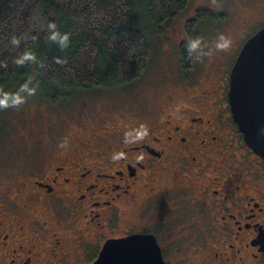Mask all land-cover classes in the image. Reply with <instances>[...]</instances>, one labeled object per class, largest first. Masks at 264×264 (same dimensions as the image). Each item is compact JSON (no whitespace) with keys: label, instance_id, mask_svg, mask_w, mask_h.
I'll list each match as a JSON object with an SVG mask.
<instances>
[{"label":"flooded vegetation","instance_id":"af4514ba","mask_svg":"<svg viewBox=\"0 0 264 264\" xmlns=\"http://www.w3.org/2000/svg\"><path fill=\"white\" fill-rule=\"evenodd\" d=\"M193 58L156 115L91 130L0 184V264H96L134 235L162 264H264V161L233 122L232 67L194 75Z\"/></svg>","mask_w":264,"mask_h":264},{"label":"trees","instance_id":"16d2710c","mask_svg":"<svg viewBox=\"0 0 264 264\" xmlns=\"http://www.w3.org/2000/svg\"><path fill=\"white\" fill-rule=\"evenodd\" d=\"M189 1L0 0V116L11 94L30 85L55 107L77 95L138 81L151 57L149 34ZM224 21L223 15L198 10L185 24L186 38L198 40ZM191 56L190 44L182 43L178 58L184 70L192 65Z\"/></svg>","mask_w":264,"mask_h":264},{"label":"rangeland","instance_id":"374dc122","mask_svg":"<svg viewBox=\"0 0 264 264\" xmlns=\"http://www.w3.org/2000/svg\"><path fill=\"white\" fill-rule=\"evenodd\" d=\"M198 10L223 15L225 21L202 32L192 55L196 61L194 75L224 61V67L230 69L242 46L264 23V0H190L182 13L165 23L159 32L149 34L151 57L147 70L131 85L77 95L55 107L34 92L35 85L13 92L15 97H11L10 106L0 116V184L13 178L18 170L43 163L69 142L93 136L91 130L103 131L115 121L125 124L140 120L147 112L156 115L164 105L163 95L177 88L178 48L187 41L185 24L194 19ZM217 43L227 46L218 49ZM231 47L226 61L221 52Z\"/></svg>","mask_w":264,"mask_h":264},{"label":"water","instance_id":"95a60500","mask_svg":"<svg viewBox=\"0 0 264 264\" xmlns=\"http://www.w3.org/2000/svg\"><path fill=\"white\" fill-rule=\"evenodd\" d=\"M228 101L245 145L264 161V27L243 45L232 66ZM96 264L162 263L155 239L134 235L109 242Z\"/></svg>","mask_w":264,"mask_h":264},{"label":"clouds","instance_id":"9594fccd","mask_svg":"<svg viewBox=\"0 0 264 264\" xmlns=\"http://www.w3.org/2000/svg\"><path fill=\"white\" fill-rule=\"evenodd\" d=\"M52 27H54V25H53ZM54 38H55V37H54ZM220 40H221V41H224V37L221 36V37H220ZM66 41H67V37H66V36L63 37V38L61 39V43H62V44H63L64 42H66ZM199 44H200V41H199V40H194V41L191 42L190 47H191L192 50H196V49L198 48ZM226 46H227L226 43H217V45H216V47H217L218 49H223V48H225ZM147 134H148V130H147L146 128H142V129L137 133V135H136L135 137H133V139L142 140ZM121 156H122V154H116V155L114 156V159H120Z\"/></svg>","mask_w":264,"mask_h":264}]
</instances>
